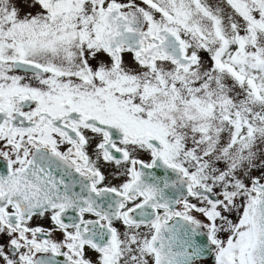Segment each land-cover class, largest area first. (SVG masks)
Returning <instances> with one entry per match:
<instances>
[{
    "label": "snow or ice",
    "instance_id": "obj_1",
    "mask_svg": "<svg viewBox=\"0 0 264 264\" xmlns=\"http://www.w3.org/2000/svg\"><path fill=\"white\" fill-rule=\"evenodd\" d=\"M0 264H264V0H0Z\"/></svg>",
    "mask_w": 264,
    "mask_h": 264
}]
</instances>
